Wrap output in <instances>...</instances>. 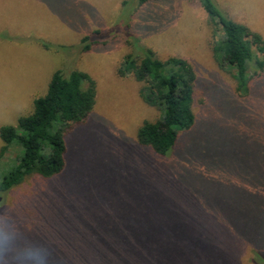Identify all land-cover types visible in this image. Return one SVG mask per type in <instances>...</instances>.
I'll list each match as a JSON object with an SVG mask.
<instances>
[{
	"label": "rangeland",
	"instance_id": "374dc122",
	"mask_svg": "<svg viewBox=\"0 0 264 264\" xmlns=\"http://www.w3.org/2000/svg\"><path fill=\"white\" fill-rule=\"evenodd\" d=\"M123 1L0 0V127L29 114L58 69L87 73L96 89L93 110L66 139L61 173L32 174L1 193L0 220L14 225L19 243L48 246L50 264L115 261L123 233L154 229L251 230L264 250V71L237 92L232 67L214 57V27L198 0H152L139 11ZM213 1L264 39V0ZM97 28L105 43L83 51L80 38ZM138 47L186 59L197 77L195 124L165 156L138 144L140 125L160 114L139 82L118 74ZM259 253L152 264H264Z\"/></svg>",
	"mask_w": 264,
	"mask_h": 264
},
{
	"label": "trees",
	"instance_id": "16d2710c",
	"mask_svg": "<svg viewBox=\"0 0 264 264\" xmlns=\"http://www.w3.org/2000/svg\"><path fill=\"white\" fill-rule=\"evenodd\" d=\"M131 1V0H130ZM139 11L152 0H135ZM124 0L122 5L128 4ZM211 21L212 52L220 65L233 70L230 76L237 92L264 71V39L246 25L226 16L213 0H198ZM102 29L83 35V51L103 44L96 37ZM129 45L133 41L127 39ZM138 44V41H137ZM134 50V49H133ZM253 64L257 70L250 72ZM120 76H131L140 83L142 100L159 111L155 121H145L137 130L138 144L165 156L178 149L183 132L195 124L193 110L196 74L184 58L157 57L148 47L127 54L118 70ZM96 100L94 81L81 70L64 74L53 72L44 95L36 97L33 110L18 119L17 125L0 127V194L37 174L50 178L61 173L67 152L66 139L85 123ZM15 163L7 168V156ZM256 218H252V226ZM251 231V230H250ZM250 231L212 233L199 230H144L125 232L115 261H71V264H152V261H252L260 256L262 245L250 239ZM258 246V248H256Z\"/></svg>",
	"mask_w": 264,
	"mask_h": 264
},
{
	"label": "clouds",
	"instance_id": "9594fccd",
	"mask_svg": "<svg viewBox=\"0 0 264 264\" xmlns=\"http://www.w3.org/2000/svg\"><path fill=\"white\" fill-rule=\"evenodd\" d=\"M20 234L9 221L0 220V264H50L48 246L39 242L19 243Z\"/></svg>",
	"mask_w": 264,
	"mask_h": 264
}]
</instances>
